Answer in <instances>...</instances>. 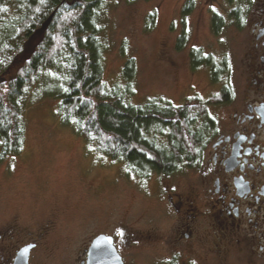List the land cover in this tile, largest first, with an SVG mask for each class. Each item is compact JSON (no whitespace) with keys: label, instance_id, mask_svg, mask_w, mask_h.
Masks as SVG:
<instances>
[{"label":"rangeland","instance_id":"1","mask_svg":"<svg viewBox=\"0 0 264 264\" xmlns=\"http://www.w3.org/2000/svg\"><path fill=\"white\" fill-rule=\"evenodd\" d=\"M186 1L191 7L184 15ZM259 6L261 0L244 3L237 27L228 18L232 6L227 0H106L104 82L119 80L124 62L131 60L135 104L162 98L179 105L192 96L206 100L222 89L236 92L247 23ZM213 13L225 19L217 33L211 29ZM182 30L186 44L176 50ZM195 50L220 70L216 81L208 67L191 68ZM56 108L54 99H39L38 89L30 90L24 100L22 151L0 162V264H11L29 242L36 243L29 264H79L98 234L115 237L123 264H166L170 258L176 264H264V250L250 252L234 238H164L178 215L162 187L184 193L191 174L179 170L145 180L125 175L122 163L87 151L81 138L59 123Z\"/></svg>","mask_w":264,"mask_h":264},{"label":"trees","instance_id":"2","mask_svg":"<svg viewBox=\"0 0 264 264\" xmlns=\"http://www.w3.org/2000/svg\"><path fill=\"white\" fill-rule=\"evenodd\" d=\"M106 0H0V162L18 155L24 144V100L33 88L38 97L57 102L62 126L96 151L123 164L125 175L141 180L167 176L183 161H192L208 122L206 100L188 97L175 105L162 98L133 103L135 68L126 60L120 79L107 86L103 79V16ZM228 18L240 27L248 0H227ZM184 15L191 7L186 1ZM225 19L211 15L217 33ZM36 37L29 49L26 45ZM181 31L176 50L184 47ZM191 68L208 67L212 81L220 70L199 50L190 52ZM224 92V90H221Z\"/></svg>","mask_w":264,"mask_h":264},{"label":"flooded vegetation","instance_id":"3","mask_svg":"<svg viewBox=\"0 0 264 264\" xmlns=\"http://www.w3.org/2000/svg\"><path fill=\"white\" fill-rule=\"evenodd\" d=\"M242 68L239 89L219 91L218 100L207 104L193 160L164 176L184 170L194 178L184 193L162 187L178 215L164 238H234L250 252L264 250V0L247 23ZM24 245H31L30 256L36 243ZM89 245L79 264H86ZM166 264L176 263L170 258Z\"/></svg>","mask_w":264,"mask_h":264},{"label":"water","instance_id":"4","mask_svg":"<svg viewBox=\"0 0 264 264\" xmlns=\"http://www.w3.org/2000/svg\"><path fill=\"white\" fill-rule=\"evenodd\" d=\"M31 245H24L15 253L11 264H28ZM86 264H123L110 235L98 234L91 241Z\"/></svg>","mask_w":264,"mask_h":264}]
</instances>
